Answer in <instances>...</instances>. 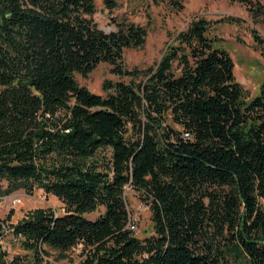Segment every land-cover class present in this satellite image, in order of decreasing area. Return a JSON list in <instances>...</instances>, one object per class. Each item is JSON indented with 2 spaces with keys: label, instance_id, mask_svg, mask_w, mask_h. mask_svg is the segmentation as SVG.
Here are the masks:
<instances>
[{
  "label": "trees",
  "instance_id": "obj_1",
  "mask_svg": "<svg viewBox=\"0 0 264 264\" xmlns=\"http://www.w3.org/2000/svg\"><path fill=\"white\" fill-rule=\"evenodd\" d=\"M95 11L93 0H0V182L64 206L31 211L13 237L38 262L43 248L81 246V264H264V83L248 98L204 20L139 80L123 53L146 29L103 32ZM99 64L131 80L106 84L105 97L79 86L74 75ZM127 189L149 212L144 239Z\"/></svg>",
  "mask_w": 264,
  "mask_h": 264
},
{
  "label": "rangeland",
  "instance_id": "obj_2",
  "mask_svg": "<svg viewBox=\"0 0 264 264\" xmlns=\"http://www.w3.org/2000/svg\"><path fill=\"white\" fill-rule=\"evenodd\" d=\"M169 0H117V7L109 11L101 0H93L95 14L93 23L103 32L114 30L113 21L126 22L143 27L147 35L140 48L126 49L123 53V68L139 74L155 67L176 37L184 32L193 21L204 20L208 37L216 40V45L228 52L234 65V76L246 91L248 98L258 96L264 83V16L254 17L248 7L264 5V0H181L180 10L168 4ZM247 2V4H246ZM257 37V39H255ZM74 79L89 92L105 97L108 83H128L130 77H118L111 73V66L99 64L87 77L79 74ZM7 184L0 182V254L3 263L15 264H81L85 255L78 246L60 253L43 248L40 262L36 261L21 242L12 235V226L22 221L37 209H50L56 216L64 214L63 204L55 197L46 195L42 190L32 194L20 189L5 193ZM7 192V191H6ZM126 200L132 220V228L139 239L152 234L149 212L139 198V194L127 189ZM103 209L86 214L88 220H95Z\"/></svg>",
  "mask_w": 264,
  "mask_h": 264
},
{
  "label": "built area",
  "instance_id": "obj_3",
  "mask_svg": "<svg viewBox=\"0 0 264 264\" xmlns=\"http://www.w3.org/2000/svg\"><path fill=\"white\" fill-rule=\"evenodd\" d=\"M183 138H189L188 135L186 134H183Z\"/></svg>",
  "mask_w": 264,
  "mask_h": 264
}]
</instances>
